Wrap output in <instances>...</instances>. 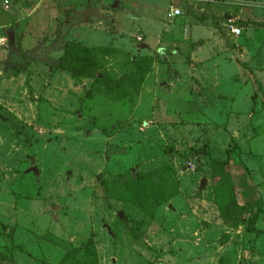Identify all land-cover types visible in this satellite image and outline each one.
<instances>
[{"label":"rangeland","instance_id":"1","mask_svg":"<svg viewBox=\"0 0 264 264\" xmlns=\"http://www.w3.org/2000/svg\"><path fill=\"white\" fill-rule=\"evenodd\" d=\"M4 1L0 264H264V0Z\"/></svg>","mask_w":264,"mask_h":264},{"label":"trees","instance_id":"2","mask_svg":"<svg viewBox=\"0 0 264 264\" xmlns=\"http://www.w3.org/2000/svg\"><path fill=\"white\" fill-rule=\"evenodd\" d=\"M83 59L86 61V63H82ZM72 62L75 64V66L80 67V69L82 70V73H85L87 77H90V78L96 77L94 76V72H96L97 66H96V60H95V50L93 48H85V47H80V46L76 47L72 43L67 44L65 48V56H64V59L61 65L69 69L75 75V77H79L78 73L80 72H78L74 67L71 68L70 66ZM255 220L256 219L254 217L249 218L248 224L246 227V231L248 233L254 232L252 223ZM92 245H93V241L91 240V242L87 246H85V248L91 247ZM92 251L94 252L93 256L95 259V257L97 256L95 255L94 248H92Z\"/></svg>","mask_w":264,"mask_h":264},{"label":"built area","instance_id":"3","mask_svg":"<svg viewBox=\"0 0 264 264\" xmlns=\"http://www.w3.org/2000/svg\"><path fill=\"white\" fill-rule=\"evenodd\" d=\"M199 1V0H198ZM209 2H222L230 0H208ZM4 8H8V1H4ZM182 15V9L179 7L170 6V10L167 12V17L171 20L180 17ZM224 26L228 28L229 32L234 36H239L241 33V28L237 24L236 16L227 17L224 21ZM191 166V164H189Z\"/></svg>","mask_w":264,"mask_h":264},{"label":"crops","instance_id":"4","mask_svg":"<svg viewBox=\"0 0 264 264\" xmlns=\"http://www.w3.org/2000/svg\"><path fill=\"white\" fill-rule=\"evenodd\" d=\"M8 1V8H9V6H10V3H9V0H7ZM173 1L174 0H172V5L171 6H173ZM178 1V6L177 7H179V8H183L184 7V4H185V2H186V4L188 5L189 4V2H196L197 4H202V5H205L202 9H200V11H202L204 8H208V7H228L227 6V4H229V1H222V2H209L208 0H191V1H189V0H177ZM188 2V3H187ZM186 5V6H187ZM3 6H4V2H3ZM174 7V6H173ZM7 8V9H8ZM233 16V15H232ZM227 17H229L228 15H225V17H223V21H225V19L227 18ZM178 18V17H177ZM238 21V20H237ZM238 24V23H237ZM223 28H224V30L226 29V31L230 34V35H232L230 32H229V30H228V28L227 27H225V26H223ZM241 28V27H240ZM242 30V29H241ZM241 34V33H240ZM232 36H234V35H232ZM234 37H237V36H234ZM137 51H139V50H137ZM7 54V53H6ZM163 62H166V60H164V59H161Z\"/></svg>","mask_w":264,"mask_h":264},{"label":"water","instance_id":"5","mask_svg":"<svg viewBox=\"0 0 264 264\" xmlns=\"http://www.w3.org/2000/svg\"><path fill=\"white\" fill-rule=\"evenodd\" d=\"M173 6H174V7H177V6H178V1H177V0H174V1H173ZM138 50H139V49H138ZM6 53H7V51H1V50H0V56H1V57H2L3 54H6Z\"/></svg>","mask_w":264,"mask_h":264}]
</instances>
